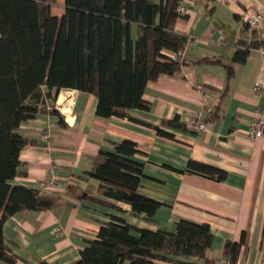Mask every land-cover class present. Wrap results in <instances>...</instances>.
<instances>
[{
    "label": "crops",
    "instance_id": "1",
    "mask_svg": "<svg viewBox=\"0 0 264 264\" xmlns=\"http://www.w3.org/2000/svg\"><path fill=\"white\" fill-rule=\"evenodd\" d=\"M64 1L55 0L53 15L63 14ZM258 5L264 7V0H190L186 16L175 22L176 30L196 37L182 52L181 72L147 83L143 98L151 107L130 110L135 120L100 117L93 94L63 89L56 102L62 122L50 113H38L20 124L19 132L34 143L21 149L18 172L10 183L40 189L54 181L58 186L53 194L63 201L45 211L17 212L3 222L4 238L17 258L14 264H71L111 216L150 230L174 231L180 219L207 223L213 235L210 258L222 256L225 240H242L235 264H264V137L247 135L258 111L264 110V93L253 90L256 83L264 85V19L258 31L240 19L245 8ZM253 41L259 44L249 48L246 61L233 62V53ZM227 66L233 68L230 77ZM62 95L67 97L65 110L59 105ZM218 104L219 116L206 122L207 132L166 127L170 138L147 125L175 116L186 122L194 112H201L203 121L205 110H216ZM47 125L52 127L45 141L40 134ZM122 139L135 141L140 149L134 155L144 165L139 192L162 202L152 219L105 198V188L99 190V181L85 173L101 147L109 149L110 141ZM189 159L224 169L226 179L179 172ZM74 185L116 206L70 196L67 188ZM56 226L60 233L54 231ZM175 260L203 264L181 257L152 264H181Z\"/></svg>",
    "mask_w": 264,
    "mask_h": 264
},
{
    "label": "trees",
    "instance_id": "2",
    "mask_svg": "<svg viewBox=\"0 0 264 264\" xmlns=\"http://www.w3.org/2000/svg\"><path fill=\"white\" fill-rule=\"evenodd\" d=\"M181 1L65 0L63 14L56 16L51 12L55 0H0V260L14 264L17 259L2 232L8 217L49 210L63 201L55 193L10 183L18 172L21 149L34 143L19 132L20 124L38 113H50L62 122L56 102L63 89L93 94L100 117L135 120L130 110L148 111L151 105L143 98L147 83L181 72L179 52L188 40L175 28L176 20L186 16L178 11ZM258 44L253 41L237 49L232 61L244 63L249 48ZM232 74L233 68L227 66V76ZM219 106L205 112L203 121L213 122ZM147 125L170 138L173 134L166 127L190 130L178 116ZM110 144L111 148L98 150L85 173L99 181V190L105 188L101 193L105 198L126 203L133 212L152 219L162 202L138 190L145 175L143 163L134 158L140 152L137 143L122 139ZM178 171L217 181L227 177L224 169L194 159ZM67 191L79 199L116 206L81 186H68ZM212 237L207 223L180 219L174 231L150 230L111 216L71 264H152L176 257L216 264L218 259L207 255ZM242 244L225 240L222 256L235 264Z\"/></svg>",
    "mask_w": 264,
    "mask_h": 264
},
{
    "label": "built area",
    "instance_id": "3",
    "mask_svg": "<svg viewBox=\"0 0 264 264\" xmlns=\"http://www.w3.org/2000/svg\"><path fill=\"white\" fill-rule=\"evenodd\" d=\"M227 1H235V0H227ZM190 0H182L180 2V5L178 7V11L181 14H187V6ZM241 21L247 25L249 28L254 29L258 31L263 19H264V7L262 6H251L248 8H245L241 15H240ZM196 37L194 36H188V40L185 44V48L190 46L193 41L195 40ZM184 50V49H183ZM182 51L179 52L180 59L182 63L184 62L182 59ZM253 90L256 94L260 95L264 93V85L260 83H256L253 87ZM209 110H205V112H208ZM186 125L195 131L199 132H207L210 130L209 124L206 122L202 121V113L201 112H194L190 115L188 120L186 121ZM52 125H47L41 132L40 138L42 140L47 141L50 137V128ZM247 135L250 138H259V137H264V110L258 111L257 117L252 121L251 125L247 129ZM58 185L54 183V181H48L46 183H43L40 187V191L45 194H51L53 193V190L57 187ZM55 232L60 233L61 228L59 226H56L54 228ZM216 264H231L230 259L228 256H221Z\"/></svg>",
    "mask_w": 264,
    "mask_h": 264
},
{
    "label": "bare ground",
    "instance_id": "4",
    "mask_svg": "<svg viewBox=\"0 0 264 264\" xmlns=\"http://www.w3.org/2000/svg\"><path fill=\"white\" fill-rule=\"evenodd\" d=\"M59 105L62 109H67V97L62 95L59 101Z\"/></svg>",
    "mask_w": 264,
    "mask_h": 264
}]
</instances>
